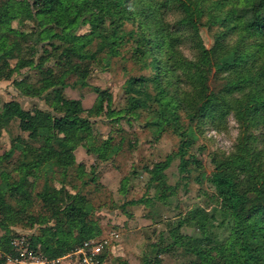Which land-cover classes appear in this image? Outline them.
<instances>
[{
  "label": "rangeland",
  "instance_id": "rangeland-1",
  "mask_svg": "<svg viewBox=\"0 0 264 264\" xmlns=\"http://www.w3.org/2000/svg\"><path fill=\"white\" fill-rule=\"evenodd\" d=\"M184 4L197 12L192 15L194 26L180 21ZM3 5L12 10L0 23V35L12 45L8 56L0 59V113L11 101L38 124L31 134L19 127L16 116H0L1 264L21 257L20 244L26 246L25 254L45 256L35 236H50L43 230L46 225L66 239L68 250L62 255L74 250L69 248L80 240L79 226H70L62 213L55 219L50 215L69 204L82 205L87 211L83 229L102 243L97 264H183L196 260L185 248L188 237L205 248L223 242L229 218L217 204L210 173L215 165L242 166L238 179L248 194L251 178L264 174V120L259 116L264 109L251 118L245 95L250 86L254 94L261 88L264 99L258 75L264 52L255 35L229 28L233 22L226 16L228 4L125 0L119 18L105 17L104 30L109 33L105 38L93 37L83 46L82 56L67 57L64 42L51 36L53 31L42 30L52 23H39L33 0H0V8ZM14 9L17 15L7 19ZM156 20L162 27L157 30ZM88 30L81 24L75 32ZM160 34L168 43L161 52ZM113 36L117 43L112 49L100 46ZM148 39L153 41L149 48ZM158 61L160 74L154 79ZM224 62L231 65L225 68ZM239 74L251 78L250 85L243 86ZM130 76L144 77V90L160 102L149 97L147 107L128 109L130 95L139 101L144 97L128 83ZM45 77L56 83L45 85ZM53 89L79 100V115L90 126L89 132L73 138L71 158L68 148L62 150L54 138L61 134L52 127L51 117L62 110L53 107ZM97 92L102 108L88 112ZM52 130L56 134L45 142ZM225 140L232 141L227 152L221 150ZM184 142L181 165L176 151ZM46 150L60 155L42 159L9 191L6 182L17 181L24 173L18 163L39 158ZM170 154L169 165L150 180L154 162ZM42 193L49 197L47 204ZM202 217L203 230L197 226ZM174 233L187 243H174ZM60 264L79 263L69 254Z\"/></svg>",
  "mask_w": 264,
  "mask_h": 264
},
{
  "label": "trees",
  "instance_id": "trees-1",
  "mask_svg": "<svg viewBox=\"0 0 264 264\" xmlns=\"http://www.w3.org/2000/svg\"><path fill=\"white\" fill-rule=\"evenodd\" d=\"M228 7L226 9V16L230 19L233 24L229 28H238L247 32L249 36H256L261 52H264V44L260 43L264 38V0H220ZM125 0H33L34 6L36 7L35 12L39 13L40 21L51 22L52 25L43 27L42 30L53 31L50 32L51 36L61 39L64 44L62 50L66 53V57L69 54L82 56L83 46L93 37L105 38L109 33L106 32L104 20L105 17L112 16L118 17L121 13V6ZM12 3H10L11 5ZM12 6V5H11ZM12 9L7 6H1L0 8V23L4 21L5 15ZM183 16L180 21L188 22L194 26L192 15L197 14L193 8L188 5H183L182 8ZM18 11L15 9L13 13L7 16L17 15ZM30 14V11L28 15ZM6 19V20H7ZM185 20V21H184ZM156 27H161L160 22L155 21ZM87 24L89 27L88 32L84 34H78L75 29L81 25ZM157 30V29H156ZM113 31V30H112ZM114 33V32H113ZM114 35V34H112ZM144 37V35H142ZM158 38V45L160 52L164 44H168L164 39V35L160 34ZM243 40H248L243 38ZM117 43L115 37L103 39L100 46L109 45L110 49ZM153 41L148 39L146 47L152 45ZM12 43H5V36L0 35V59H5L11 50ZM249 45L246 46L248 48ZM237 49V54L239 48ZM248 50V49H247ZM236 51V50H235ZM247 51L243 50L244 57L247 56ZM5 62V61H4ZM225 68H228L231 63L224 62ZM6 64V63H5ZM235 68L238 66L235 65ZM155 72L153 78L155 79L160 74L161 64L159 61L155 65ZM240 72V71H239ZM258 75L261 79V84L264 87V59L261 58L260 65L258 66ZM240 82L242 85H250L252 79L249 77H241ZM45 85L55 84V79H49L45 77ZM246 80L248 83H246ZM131 86L138 87L134 89L136 93H142L143 98L139 101L138 97L134 94L129 96L128 109L136 107H147V101L150 98H154L158 103L160 99L153 96L150 92L144 90L146 88L145 78L142 76H130L127 79ZM53 107H58L61 111V115H53L51 117V125L61 135H55V130L45 135V142L49 138L54 136L56 144L62 150L68 148V156L71 158L72 155L69 152L73 145L75 136L79 132H89L90 126L86 117L79 115L82 111V107L79 100L75 98H68L63 96L57 89H53ZM93 105L87 110L99 111L102 108V95L97 92ZM245 95L249 97L247 101V108L251 118L256 117L258 109H264V99L261 88L255 90L253 93L251 86ZM208 101V100H206ZM167 104V103H166ZM39 113V111H37ZM16 116L18 118L19 127L23 130H29L31 134L34 133L37 121L35 117L28 111L21 109L18 106H14L13 102L8 101L3 106L0 116ZM260 118L264 120V113L260 112ZM58 133V134H59ZM74 138V139H73ZM76 140V139H75ZM180 146L176 151L179 163L183 164L182 154L185 151V145ZM42 156L35 158L30 162H19L18 168L24 173L19 177L17 181L6 182L9 191H13L17 188L21 181H25L26 171L31 168H35L41 163V160L45 157H55L59 152H50L48 150L41 152ZM40 154V153H39ZM172 156L167 155L164 160L154 162L153 166L149 169V179H157L158 175L161 174L162 170L167 167L170 163ZM58 161H61V156L56 157ZM181 164V165H182ZM242 166L238 165H215L214 170L210 173L209 181L213 185L217 196V204L221 210H223L229 218V233L223 242H219L212 247L205 248L200 243H195L194 239L187 238L190 243L185 245L186 250L194 254L196 257L195 261H190L183 264H264V174L258 179L251 178L248 188L252 194L243 189L240 185V178L238 175ZM41 197L44 203H48V195L42 193ZM2 204L0 199V205ZM203 211V210H202ZM59 213H62L67 220L70 222V226L78 225L80 237L79 241L73 244L69 249L76 247L82 240L92 236V233L85 232L83 225L85 223L84 216L87 211L82 207L81 204H69L60 209L51 210L50 215L52 218H56ZM203 217L199 219L197 226L203 230ZM43 230L50 232V236L44 237L43 235H36L35 238L40 241L42 250L45 256L48 258L57 257L62 255L68 250V243L66 239L57 235L55 228L52 230L51 225H46ZM175 231V229L171 230ZM69 232V231H68ZM55 235V237H52ZM174 243L184 245L187 243L183 240V236L174 233ZM4 238L0 243L2 246ZM214 251V254L211 253ZM1 264V260H0Z\"/></svg>",
  "mask_w": 264,
  "mask_h": 264
},
{
  "label": "built area",
  "instance_id": "built-area-1",
  "mask_svg": "<svg viewBox=\"0 0 264 264\" xmlns=\"http://www.w3.org/2000/svg\"><path fill=\"white\" fill-rule=\"evenodd\" d=\"M99 239L88 238L82 240L75 248L69 253L60 255L57 257L48 258L40 254H25L26 246L20 244L19 247L24 246V248L19 252L21 257H14L12 264H60V260L69 254L74 255V260L79 264H97L101 256L102 243L98 242ZM13 244H16L13 242Z\"/></svg>",
  "mask_w": 264,
  "mask_h": 264
},
{
  "label": "clouds",
  "instance_id": "clouds-1",
  "mask_svg": "<svg viewBox=\"0 0 264 264\" xmlns=\"http://www.w3.org/2000/svg\"><path fill=\"white\" fill-rule=\"evenodd\" d=\"M213 136H215L214 133L211 134L210 138H212ZM215 138H216L217 140H219V137H215ZM217 146L220 147V145H217ZM231 146H232V141L225 140V141L223 142V145H222V147H221V150L227 152V150L230 149Z\"/></svg>",
  "mask_w": 264,
  "mask_h": 264
}]
</instances>
